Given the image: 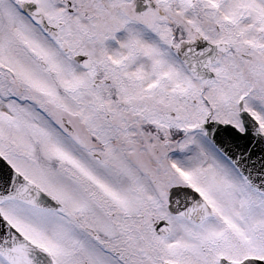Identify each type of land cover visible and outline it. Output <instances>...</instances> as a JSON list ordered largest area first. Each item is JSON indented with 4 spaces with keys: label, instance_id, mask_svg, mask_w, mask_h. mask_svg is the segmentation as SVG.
I'll list each match as a JSON object with an SVG mask.
<instances>
[{
    "label": "snow or ice",
    "instance_id": "obj_1",
    "mask_svg": "<svg viewBox=\"0 0 264 264\" xmlns=\"http://www.w3.org/2000/svg\"><path fill=\"white\" fill-rule=\"evenodd\" d=\"M0 264H264V0H0Z\"/></svg>",
    "mask_w": 264,
    "mask_h": 264
}]
</instances>
